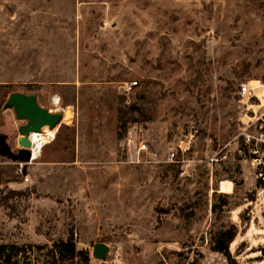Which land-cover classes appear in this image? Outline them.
<instances>
[{"label":"rangeland","instance_id":"rangeland-1","mask_svg":"<svg viewBox=\"0 0 264 264\" xmlns=\"http://www.w3.org/2000/svg\"><path fill=\"white\" fill-rule=\"evenodd\" d=\"M251 80L264 83V0H0V135L20 148L13 92L63 115L32 163L0 154V244L22 264L70 237L88 264H230L211 246L235 227L236 262L264 264L243 142L264 90L238 92Z\"/></svg>","mask_w":264,"mask_h":264},{"label":"built area","instance_id":"built-area-1","mask_svg":"<svg viewBox=\"0 0 264 264\" xmlns=\"http://www.w3.org/2000/svg\"><path fill=\"white\" fill-rule=\"evenodd\" d=\"M137 85V82H129L126 85L127 90H131ZM264 83L261 80H251L242 82L239 86V94L242 97H257L261 100V95L263 94ZM254 125L256 133L243 132V142H244V152H249L250 158L252 160L253 166L256 169V175L258 178L259 185L264 189V113L260 115L255 121L247 122V127L251 128ZM31 134V133H30ZM31 146L28 148L31 152V158L28 163H32L38 156H40L43 148L50 143L55 138V133H50L49 131L37 132L35 138L31 139ZM260 143V144H259ZM180 151L176 148L168 153V158L171 160L177 159L178 161L184 160V155L189 149L184 148L182 144L178 146ZM139 151H147L151 153L154 157L158 154L150 149L147 139H143L139 142ZM27 163V162H26ZM23 167V164H21ZM22 168L19 172L22 173ZM29 177L26 176V180Z\"/></svg>","mask_w":264,"mask_h":264},{"label":"water","instance_id":"water-1","mask_svg":"<svg viewBox=\"0 0 264 264\" xmlns=\"http://www.w3.org/2000/svg\"><path fill=\"white\" fill-rule=\"evenodd\" d=\"M7 107H13L16 115L20 119H27V123L20 128L21 136L18 138L20 148L13 150L7 142V134L0 135V154L11 158L13 161L28 162L31 158V152L28 149L31 146L30 133L41 132L47 125L50 129L62 121L63 115L60 112H51L38 103L36 95L13 92L7 102ZM109 250L108 244L98 242L94 245L92 254L95 258L105 259Z\"/></svg>","mask_w":264,"mask_h":264},{"label":"trees","instance_id":"trees-1","mask_svg":"<svg viewBox=\"0 0 264 264\" xmlns=\"http://www.w3.org/2000/svg\"><path fill=\"white\" fill-rule=\"evenodd\" d=\"M259 185V182H258ZM235 227L228 228L219 232L212 241V250L220 252L226 256L230 264H239L236 262L230 246L237 237ZM23 247L15 244H0V264H22L18 256ZM52 260L49 264H88L91 260L90 254L84 250H78L75 241L70 237L67 240H59L53 243L51 248ZM195 264V262H192Z\"/></svg>","mask_w":264,"mask_h":264},{"label":"bare ground","instance_id":"bare-ground-1","mask_svg":"<svg viewBox=\"0 0 264 264\" xmlns=\"http://www.w3.org/2000/svg\"><path fill=\"white\" fill-rule=\"evenodd\" d=\"M56 97H57V96H56ZM57 102H58V101H57ZM70 112H71L70 110L67 111V113H66V115H65V118H67L68 115H70V114H69ZM55 130H56L55 128L50 130V128H49L47 125H45V126L43 127V130H42V131H43V132H45V131H49L50 133H54ZM36 133H37V132H31V134H30L31 139L35 138Z\"/></svg>","mask_w":264,"mask_h":264}]
</instances>
